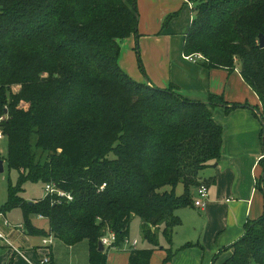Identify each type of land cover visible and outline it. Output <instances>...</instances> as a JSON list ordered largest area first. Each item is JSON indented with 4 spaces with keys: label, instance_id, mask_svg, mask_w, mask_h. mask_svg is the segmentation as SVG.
I'll return each mask as SVG.
<instances>
[{
    "label": "trees",
    "instance_id": "16d2710c",
    "mask_svg": "<svg viewBox=\"0 0 264 264\" xmlns=\"http://www.w3.org/2000/svg\"><path fill=\"white\" fill-rule=\"evenodd\" d=\"M188 1L194 5L184 54H200L207 68L232 71L238 63L264 122V0ZM136 28V0H0V129L7 165L18 171L0 212L19 207L31 235L51 233L69 245L87 240L89 264H106L98 250L105 228L122 247L132 215L153 246L160 224L171 244L181 224L176 211L193 206L195 188L208 185L201 170L220 157L222 127L213 108L241 106L215 95L189 100L172 87L132 80L118 57L121 40ZM39 148L49 152L45 161ZM259 163L264 193L263 157ZM26 180L54 182L72 199L27 202L20 196ZM31 214L44 217L48 230L34 226ZM226 249L232 252L222 264H264V210ZM152 251L131 249L128 263L149 264ZM174 253L169 246L165 261Z\"/></svg>",
    "mask_w": 264,
    "mask_h": 264
},
{
    "label": "crops",
    "instance_id": "0c3cea01",
    "mask_svg": "<svg viewBox=\"0 0 264 264\" xmlns=\"http://www.w3.org/2000/svg\"><path fill=\"white\" fill-rule=\"evenodd\" d=\"M136 5V34L121 40L118 57L119 67L132 80L159 88L172 87L189 100L207 101L210 95H215L229 105H241L228 112L222 105L213 108L212 118L222 127V143L219 159L206 166L203 175L199 174L200 179L208 181V196L202 207L176 211L179 217L182 211V219L172 234L171 244L162 237L163 244L153 249L149 264H212L215 255L218 258L224 254L223 263L232 250L222 249L238 240L245 225L259 218L264 210V193L257 185L262 174L259 162L264 158L260 116L263 106L241 77L239 67L232 71L207 68L201 60L186 58L183 44L193 18L192 2L136 0ZM3 217L6 218V212ZM9 227L0 218V230L4 232ZM6 233L18 251L1 246L0 264H38L45 254H49L50 264H89V244L85 239L69 245L51 233L46 236L25 233L22 226ZM47 237L52 242L45 247L42 239ZM187 242L194 245L181 248ZM169 246L175 253L165 261ZM136 248L151 247L137 243ZM130 250L103 248L106 264H129Z\"/></svg>",
    "mask_w": 264,
    "mask_h": 264
},
{
    "label": "rangeland",
    "instance_id": "374dc122",
    "mask_svg": "<svg viewBox=\"0 0 264 264\" xmlns=\"http://www.w3.org/2000/svg\"><path fill=\"white\" fill-rule=\"evenodd\" d=\"M237 67H239V64H235ZM17 89L16 86L12 87V90L15 91ZM1 131V129H0ZM38 153V156L42 157V161H45L47 159V156L49 154L48 151L43 150L42 148L36 149L35 150ZM7 139L3 136L2 139H0V160H2V171H0V207H2L6 200H7V187L8 185H16L18 184V171L14 168H10L7 165ZM205 171H201V174L203 175ZM183 185L181 183H178L175 189V194L176 195H181L183 193ZM194 193V192H193ZM46 195L45 190H44V183L41 181H32V180H26L23 183H21V191H20V196L23 198V200L27 202H33L35 199H40L43 198ZM196 195L193 194V197ZM185 208V207H182ZM180 209V208H179ZM199 211V210H196ZM6 212V218L8 222L10 223V227L8 228L9 232H11L14 227H19L22 226L23 230L25 233L27 232V228L24 224V217L22 210L19 207H15L12 209H9ZM182 211H179V215L181 217ZM30 222L34 225L37 226L41 229L48 230V222L46 219H40L38 215L31 214L29 216ZM182 219V217L180 218ZM141 227H142V220L140 217L136 215H132L130 219V224H129V239L133 240L136 239L138 241V246H144V247H151L153 249H158L155 247H158L159 245L163 244L162 241V228L163 224H160L156 228V234H157V242L158 245H152L149 241L143 238V234L141 232ZM7 230V231H8ZM106 230V228L104 229ZM5 233L7 231L3 230ZM7 235V233H6ZM179 237V236H178ZM35 240L39 241L38 236L32 237ZM10 244L18 249V246L15 243ZM108 249V248H105ZM173 249V246H172ZM222 255V254H220ZM42 255L41 257H43ZM40 257V258H41ZM222 257H224V254L222 256H218V258L215 261V264H220L222 263ZM248 264H256L254 261H250Z\"/></svg>",
    "mask_w": 264,
    "mask_h": 264
},
{
    "label": "built area",
    "instance_id": "2783aa9c",
    "mask_svg": "<svg viewBox=\"0 0 264 264\" xmlns=\"http://www.w3.org/2000/svg\"><path fill=\"white\" fill-rule=\"evenodd\" d=\"M188 1V0H187ZM186 58L191 60V61H196V60H201L203 57L198 54H191V55H186ZM6 118V116H0V121ZM262 133L264 136V124L262 126ZM3 135L2 132L0 131V139H2ZM105 186V183H103L100 187L102 189ZM44 190L46 195L54 197L52 200V203H60L61 200H66L70 201L72 199V195L69 192H66L62 189H60L54 182H48L44 184ZM195 197L193 200V206L195 207H202L204 204V200L208 196V190L207 186L205 184H200L198 187L195 188ZM45 195V196H46ZM39 217H42L41 215H38ZM0 218L3 219V224L6 226H10V223L6 218L3 217V213L0 212ZM116 240V235L114 232H112L109 229H106L104 234L101 235L99 238V242L103 246V248H117L116 245L114 244ZM52 242L51 237L43 238L42 239V244L46 247L49 246ZM138 241L136 239L130 240L128 237L124 238L122 241V248H129V249H135ZM3 245H7L11 247L13 250L18 251L17 248L13 247L10 244V241L8 240L7 236L5 235L4 232L0 230V247ZM51 259L49 257V254H45L43 257H41L38 261V264H50Z\"/></svg>",
    "mask_w": 264,
    "mask_h": 264
},
{
    "label": "water",
    "instance_id": "95a60500",
    "mask_svg": "<svg viewBox=\"0 0 264 264\" xmlns=\"http://www.w3.org/2000/svg\"><path fill=\"white\" fill-rule=\"evenodd\" d=\"M259 46L260 47H264V35L263 34H260L259 35ZM264 122L262 121V126H263ZM3 167H2V160H0V171H2ZM98 250L99 251H102L103 250V246L101 245L100 242H98Z\"/></svg>",
    "mask_w": 264,
    "mask_h": 264
}]
</instances>
